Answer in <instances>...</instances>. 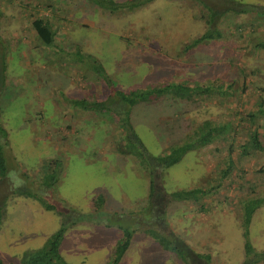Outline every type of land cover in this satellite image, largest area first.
<instances>
[{
	"label": "rangeland",
	"instance_id": "rangeland-1",
	"mask_svg": "<svg viewBox=\"0 0 264 264\" xmlns=\"http://www.w3.org/2000/svg\"><path fill=\"white\" fill-rule=\"evenodd\" d=\"M116 1L125 7L108 12L83 0H0V36L7 43L0 54V126L7 132V172L0 179V260L26 264L62 223L59 254L64 264H108L123 229L131 233L117 264H188L162 246L171 245L172 237L202 256L193 264L257 259L264 251V204L248 226L249 255L243 250L240 221L241 200L264 196V112L253 123L262 149L249 150L224 176L228 144L237 156L249 123L233 125L231 141L215 140L190 150L163 169L157 181L166 193L196 187L209 192L197 201L170 199L163 212H156L148 208L145 168L132 154L114 151L125 140L127 145L133 141L119 129L118 115L109 109H81L71 100L183 80L233 81L228 97L192 102L163 97L132 106L130 128L150 155L185 139L203 119L235 124L259 101L264 111V48L256 46L264 42V0H202L218 13L211 25L206 24L211 13L198 0H150L131 9L127 0ZM51 6L58 8L60 18L53 45L44 46L29 32L30 16L48 13ZM237 8L256 10L232 12ZM208 27H216L221 38L183 50ZM76 46L82 54L77 61L68 54ZM87 53L103 66L102 76L85 64ZM106 104L118 110L113 100ZM49 160L58 161L60 174L45 187L41 182L57 170L44 167ZM9 172L16 175L10 179ZM17 178L23 183L13 187ZM96 196L103 200L99 209L107 213L103 222L110 225L82 219L71 223L79 214L94 213ZM42 200L54 209H45Z\"/></svg>",
	"mask_w": 264,
	"mask_h": 264
},
{
	"label": "trees",
	"instance_id": "trees-1",
	"mask_svg": "<svg viewBox=\"0 0 264 264\" xmlns=\"http://www.w3.org/2000/svg\"><path fill=\"white\" fill-rule=\"evenodd\" d=\"M95 7L102 9L104 11H113L122 9L125 7L124 3L116 0H83ZM150 0H127V8L131 9L133 7H137L139 5H143L145 2ZM197 1V0H196ZM202 6L208 9L209 14L211 13L210 18L206 19V24L211 25L216 19V15L218 13L214 10L208 8L202 0H198ZM49 6V3L46 4ZM57 7L51 6L49 12L47 13H37L32 14L30 16L29 22V32L34 37H36L40 44L44 46H52L53 39L56 32V21L60 18L57 12ZM252 10H256L252 8ZM245 8H237L232 11L235 13H247L248 11ZM225 12H223L224 14ZM1 14V11H0ZM222 14V15H223ZM221 32L216 27H208L198 36H195L191 41H189L184 47L183 50L187 51L188 49L200 44L202 42H209L214 39L221 38ZM6 41L3 40L0 36V54L4 55L7 45ZM256 46L259 48H264V42L258 43ZM57 50L63 52L61 47H57ZM68 54L71 55V60H79L82 57L80 53L79 47H75L72 52ZM83 61V59H81ZM85 64L89 69H94L95 73L104 74L103 66L101 63L93 57L90 53L86 54ZM2 76L0 81H2ZM82 77V81H83ZM104 78H102L103 80ZM106 83V80H104ZM89 84V83H87ZM103 84V83H102ZM232 80L224 81V80H214L207 84L192 82L188 83L187 80L183 81H175L165 83L159 87L157 86H145L141 88H134L127 91L122 89H116L115 93H113V89H109V92L106 90V95L103 97L95 99H88L87 96L81 99H72L71 103L78 108L93 111L100 113L104 109H109L114 114L118 115V126L119 129L124 134L129 133V135L133 138V141L128 140V145L126 143H122L120 145L114 146V151L119 152L121 154H132L136 159H138L140 165L145 168L148 174V208L149 210H154L156 212H163L166 203L172 200H180V201H197L202 198L206 194H208V190H204L202 188H190V189H180L175 190L171 193H166L160 184H158L157 178L162 172L163 169L175 164L178 162L185 153L193 149H199L202 147H206L211 144L215 140H226L234 139V131L235 128L233 125L241 126L243 123H249L251 126L247 129V140L239 145V152L236 156L234 155V151L232 149V145L229 142L227 155L225 159V168L222 169L221 174L224 176L230 168L235 165L236 161L239 160L240 157H243L249 153V150L254 149H262L261 142L259 139L258 127L253 126L254 119L257 114H262L264 111L262 109L261 101L256 103V109L252 112L244 113V116H240L238 122L234 124L233 120H224V121H215L213 119H203L198 125L192 127L190 134L188 133L180 142H176L166 146L163 151L157 155H150L146 153L140 143L139 139L133 133L132 129L129 125V113L132 106L139 102H153L163 97H168L172 99L184 100L186 102H192L193 100L199 97H207L211 95H218L220 97H228L233 92L232 89ZM113 100L118 104V110H113L109 107L106 102ZM1 139L3 141H1ZM7 143V132L6 130L0 126V179L4 178L7 172V165L5 163V157L3 148L5 149ZM136 147L141 150H137ZM236 156V157H235ZM57 160H49L44 167L51 169L52 166L57 169L53 175L49 174L50 179H45L41 182V186L51 187L52 184L57 180L60 174V166L57 164ZM21 192V189L17 190ZM160 194V201L155 200V197ZM25 195H30V193H26ZM42 205L47 210H52L54 207L44 200L41 201ZM103 202L101 196H96L93 199V210L94 213L90 214H79L75 219L71 221L84 220L92 225H110L107 222H103L104 216L107 214L106 212H102L99 207ZM264 204V196L261 197H248L246 199L241 200V221H240V229L241 236L243 238V250L246 255H249L253 252V249L248 240V226L251 220V217L256 209ZM98 210V211H97ZM1 214V207H0ZM107 217H110L107 215ZM1 218V215H0ZM161 225L165 226V222L161 220ZM164 230L167 227H163ZM65 229L64 224L62 223L59 228L49 237L46 244L32 254H30L26 259V264H64L61 256L59 254V244L62 238V233ZM131 231L127 229H123V235L116 243L114 250L110 257V262L108 264H117L118 260L126 250L130 238ZM167 233V232H166ZM170 234V231L167 235ZM176 240L171 239V245L169 243H162V246L165 249H168L170 252L175 253L179 258L186 259L185 261L188 264H193L195 259H203L200 254H197L193 250H191L187 245H185L181 240L177 237ZM162 240V239H161ZM173 241H176L173 242ZM170 242V241H168ZM208 260V256H205ZM258 260H264V251L259 254V257L255 260L247 259L246 262L242 264H253ZM0 264H3L0 260Z\"/></svg>",
	"mask_w": 264,
	"mask_h": 264
},
{
	"label": "clouds",
	"instance_id": "clouds-1",
	"mask_svg": "<svg viewBox=\"0 0 264 264\" xmlns=\"http://www.w3.org/2000/svg\"><path fill=\"white\" fill-rule=\"evenodd\" d=\"M16 174L14 172H9L8 173V177L11 179L15 176ZM23 183L22 180H20L19 178L15 179L14 183H13V187H19L21 186Z\"/></svg>",
	"mask_w": 264,
	"mask_h": 264
},
{
	"label": "crops",
	"instance_id": "crops-1",
	"mask_svg": "<svg viewBox=\"0 0 264 264\" xmlns=\"http://www.w3.org/2000/svg\"><path fill=\"white\" fill-rule=\"evenodd\" d=\"M190 248V247H189ZM191 249V248H190ZM192 250V249H191Z\"/></svg>",
	"mask_w": 264,
	"mask_h": 264
}]
</instances>
